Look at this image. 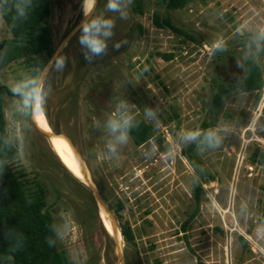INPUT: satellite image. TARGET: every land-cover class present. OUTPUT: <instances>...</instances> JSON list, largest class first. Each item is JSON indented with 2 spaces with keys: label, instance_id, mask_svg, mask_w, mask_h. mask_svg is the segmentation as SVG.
<instances>
[{
  "label": "rangeland",
  "instance_id": "rangeland-1",
  "mask_svg": "<svg viewBox=\"0 0 264 264\" xmlns=\"http://www.w3.org/2000/svg\"><path fill=\"white\" fill-rule=\"evenodd\" d=\"M105 2L97 0L95 14ZM82 3L49 0L52 46L57 51L67 42L61 53L67 61L63 70L53 60L47 66L35 100L49 128L66 135L84 161L111 213L124 264H264V85L255 108L250 96L230 106L245 120H223L205 132L216 133L218 147H208L202 136L194 150L201 177L185 155L190 142L180 139L185 131H200L207 117L219 57L235 65L255 58L264 79V0H189L180 10H167L165 0H142L143 15L131 8L126 20L109 13L116 16L114 36L107 54L91 64L78 42ZM154 13L189 38L156 28ZM7 37L0 18V39ZM116 42L119 50L112 47ZM26 74L19 63L0 73L15 94L3 97L6 131L18 151L15 167L43 186L57 247L70 264H120L88 187L65 171L30 116L24 117L28 96L18 94L27 90ZM124 101L133 120L151 125L161 141L136 147L129 140L112 156L106 122ZM146 108L156 112L155 120ZM32 117L38 125L33 110ZM122 223L131 228L130 243L119 232Z\"/></svg>",
  "mask_w": 264,
  "mask_h": 264
},
{
  "label": "trees",
  "instance_id": "trees-1",
  "mask_svg": "<svg viewBox=\"0 0 264 264\" xmlns=\"http://www.w3.org/2000/svg\"><path fill=\"white\" fill-rule=\"evenodd\" d=\"M188 2L165 0V8L180 10ZM130 8L134 14L143 15L142 0H132ZM49 16V0H0V18L9 32V37L0 39V73L13 63H19L26 69L27 90L18 94L19 97L28 96L24 107L26 120L31 113L40 73L55 52L48 26ZM152 21L156 28L169 29L189 38L185 32L172 26L168 18H160L154 13ZM247 43L254 47L251 42ZM161 57L170 60L173 56L165 54ZM217 61L211 79L207 117L200 124L202 134L223 120H245L244 112L236 114L230 106L241 97L250 96L251 107L255 108L264 85L262 70L255 58L239 59L236 65L232 58L219 57ZM6 95L15 94L0 81V264H70L65 253L57 247L54 222L46 206L43 186L26 178L24 172L15 167L18 151L6 131L3 110V97ZM133 125L130 140L134 146H142L151 140L160 143L161 136H155L153 127L144 120H133ZM202 136L190 142L185 151L199 177L202 173L194 163V150ZM65 171L72 175L67 169ZM80 185L83 186L81 182ZM200 192V182L197 181L194 184V213L198 210ZM119 232L126 243L133 241L127 223L119 225Z\"/></svg>",
  "mask_w": 264,
  "mask_h": 264
},
{
  "label": "clouds",
  "instance_id": "clouds-1",
  "mask_svg": "<svg viewBox=\"0 0 264 264\" xmlns=\"http://www.w3.org/2000/svg\"><path fill=\"white\" fill-rule=\"evenodd\" d=\"M85 4L89 6L87 10L85 9ZM96 4L97 0H83V19L77 29L79 32L78 42L83 50L84 59L88 64H91L94 58L102 57L108 52V42L114 36L113 29L116 26V16L109 15V13L116 14L122 20L128 19L132 0H106L104 9L99 14H95ZM121 46V42H116L112 47L114 50H119ZM65 47H67V42L62 44L52 57L59 70H63L66 66L67 57L61 55ZM216 47H219V44ZM145 114L151 120L157 118L156 112L152 109L146 108ZM133 119L134 117L128 114L126 101L121 102L116 112L108 118L106 127L112 139L107 142L106 148L112 156L117 155L119 146L128 144L130 131L134 126ZM201 135L204 137L203 142L208 147L215 148L219 146V137L211 131L203 134L200 131H185L181 134L180 139L184 143H188L197 140ZM48 243L52 245L51 241H48Z\"/></svg>",
  "mask_w": 264,
  "mask_h": 264
},
{
  "label": "bare ground",
  "instance_id": "bare-ground-1",
  "mask_svg": "<svg viewBox=\"0 0 264 264\" xmlns=\"http://www.w3.org/2000/svg\"><path fill=\"white\" fill-rule=\"evenodd\" d=\"M88 7L89 6L85 4L86 10ZM33 112H34V117L37 120L39 126L36 124V121L33 119L35 125L42 130H49V125L44 115L45 113L42 111L37 98L34 102ZM44 138L46 139L49 148L51 149V151L53 152L57 160L62 164V166L65 169H67L75 178L84 181V178L80 172L79 166L67 142L63 138H60V137L48 136ZM77 172H79V175H77ZM103 213L106 215L104 210L100 207V210H99L100 219L104 227L106 228V230L109 233H112L111 225L108 220V217L106 218L107 215L105 216ZM116 237H117V232H116Z\"/></svg>",
  "mask_w": 264,
  "mask_h": 264
},
{
  "label": "water",
  "instance_id": "water-1",
  "mask_svg": "<svg viewBox=\"0 0 264 264\" xmlns=\"http://www.w3.org/2000/svg\"><path fill=\"white\" fill-rule=\"evenodd\" d=\"M83 19V18H82ZM56 53V51L54 52V54ZM53 54V55H54ZM53 57V56H52ZM52 62V58L50 59V61L47 63V65L44 67V69L42 70V72L40 73L38 82L40 81V79L42 78V74L44 72V70L47 68V66ZM37 86L38 83L36 84V87L34 89V94H33V100H32V104H31V113H30V122L33 125V127L35 128V130L37 132H39L43 137H48V136H54V137H60L63 138L68 146L70 147L72 154L79 166L80 172L84 178V181L82 182L86 187H88L89 191L91 192V194L93 195L95 201L97 202L98 206L101 207L104 212L106 213L108 220L110 222L111 225V230H112V237L114 238V241L116 242L117 245V254H118V259H119V263L120 264H124L123 259H122V255L120 253V251L118 250V243H117V238H116V227L114 225L111 213L109 212L107 206L105 205L104 201L102 200V198L100 197V195L98 194V192L92 188V185L87 177V173H86V166L84 161L82 160L80 154L78 153L77 149L75 148V146L73 145V143L71 142V140L64 134L59 133L57 131H55L54 129H52L51 127L49 128V130H42L40 128H38L34 121H33V117H32V110H33V106H34V101H35V97H36V92H37Z\"/></svg>",
  "mask_w": 264,
  "mask_h": 264
},
{
  "label": "snow or ice",
  "instance_id": "snow-or-ice-1",
  "mask_svg": "<svg viewBox=\"0 0 264 264\" xmlns=\"http://www.w3.org/2000/svg\"><path fill=\"white\" fill-rule=\"evenodd\" d=\"M77 175H79V172H77Z\"/></svg>",
  "mask_w": 264,
  "mask_h": 264
}]
</instances>
